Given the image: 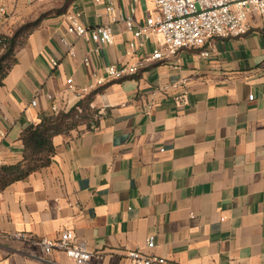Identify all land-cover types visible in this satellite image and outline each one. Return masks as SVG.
Wrapping results in <instances>:
<instances>
[{"label": "crops", "instance_id": "obj_1", "mask_svg": "<svg viewBox=\"0 0 264 264\" xmlns=\"http://www.w3.org/2000/svg\"><path fill=\"white\" fill-rule=\"evenodd\" d=\"M64 1L0 0L1 32L12 35ZM114 6L111 14L103 0H75L44 19L0 83V165L22 161L29 126L97 90L91 107L100 112L97 123L53 137L48 166L0 191V264H73L40 244L66 231L92 254L90 264H131L134 250L167 264L264 263V15L249 13L243 37L143 62L119 82L105 68L148 58L159 39L129 49L134 30L157 14L153 0ZM70 16L110 26L113 43L68 33Z\"/></svg>", "mask_w": 264, "mask_h": 264}, {"label": "built area", "instance_id": "obj_2", "mask_svg": "<svg viewBox=\"0 0 264 264\" xmlns=\"http://www.w3.org/2000/svg\"><path fill=\"white\" fill-rule=\"evenodd\" d=\"M109 13L115 14L114 0H103ZM157 14L148 17L144 25L134 30L133 35L136 41H129V49L135 54L137 50H146V43L155 41L152 53L148 58L142 59L133 65H110L105 72L110 79H121L138 73L143 62H156L170 60L179 51L185 49H202L211 44L216 38H240L250 31L248 18L250 12L264 15V0H153ZM6 7L0 5V56L5 51V34L1 27L6 19ZM129 29H132L133 18L126 20ZM68 33L79 37L88 36L99 44H112L113 31L110 26L103 25L88 28L80 23L77 17L70 16ZM63 45L67 48L70 56H75V47L65 38H62ZM202 56H209L205 50ZM88 63V59H85ZM56 65L57 62L53 61ZM98 85L104 83L103 78H96ZM69 89H72V79L67 80ZM52 99V96H50ZM253 99V96H250ZM185 103V97H184ZM33 105L36 101L32 102ZM54 112L59 111L55 105ZM45 255H50L54 250L63 251L73 264H90L92 254L82 243H77L71 232H63L60 239L51 241L42 239L40 241ZM147 248L153 249L156 246L155 238L149 237ZM131 264H167L163 257L153 254H145L139 250L130 251L127 255ZM264 264V263H262Z\"/></svg>", "mask_w": 264, "mask_h": 264}, {"label": "trees", "instance_id": "obj_3", "mask_svg": "<svg viewBox=\"0 0 264 264\" xmlns=\"http://www.w3.org/2000/svg\"><path fill=\"white\" fill-rule=\"evenodd\" d=\"M74 1L65 0L61 8L43 13L38 19L27 21L18 26L12 35L4 36L5 51L0 56V83L14 63L15 50L22 40L44 19L65 13L67 7ZM125 79H116V81L121 82ZM98 91L86 95L68 111H60L58 114L47 116L40 123L28 127L22 136L24 144L22 161L14 165H0V191L50 164L54 153L52 143L54 136L64 134L81 125L91 126L97 123L100 112L98 109L92 108L91 104Z\"/></svg>", "mask_w": 264, "mask_h": 264}, {"label": "rangeland", "instance_id": "obj_4", "mask_svg": "<svg viewBox=\"0 0 264 264\" xmlns=\"http://www.w3.org/2000/svg\"><path fill=\"white\" fill-rule=\"evenodd\" d=\"M59 2H60V0H59Z\"/></svg>", "mask_w": 264, "mask_h": 264}]
</instances>
